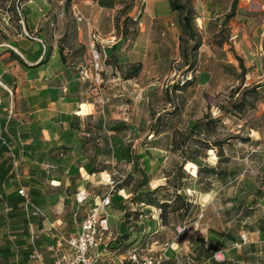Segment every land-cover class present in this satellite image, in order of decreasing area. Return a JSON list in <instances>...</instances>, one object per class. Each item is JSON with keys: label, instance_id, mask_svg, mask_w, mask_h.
I'll return each instance as SVG.
<instances>
[{"label": "crops", "instance_id": "obj_1", "mask_svg": "<svg viewBox=\"0 0 264 264\" xmlns=\"http://www.w3.org/2000/svg\"><path fill=\"white\" fill-rule=\"evenodd\" d=\"M63 2L61 0L60 4ZM71 4L77 19L79 16L83 18L81 22L78 20L82 43L92 49V33L96 32L98 46L104 51L105 61L107 58L113 59L119 65L128 67L142 65L141 72L136 77L108 80L110 87L134 85L145 89L153 79L158 82L155 85V112L134 111L128 117L118 116L115 109L120 111L125 108L124 95L105 93L102 97L104 110L86 114L82 108L94 104L86 101L90 96L82 88L89 87L90 84L89 81L77 80L70 100L80 110L69 113L71 117L65 114L58 109L65 98V82L57 79L59 75L54 80H49L45 70L46 61L40 64L48 49L46 21L50 4L46 0L25 1L17 32L11 30L9 13L2 14L0 9V103L7 106L0 111V141H3L7 149V152L0 149V264H14L16 259L23 260L22 264H30V259L36 257L38 264L54 262L55 254L50 251V246L47 250L51 259L47 262L48 258L41 250L44 248L43 244L35 242L40 223L29 222L23 244L16 242V235L10 236L18 232L13 229L16 227V218H11L12 208L4 199L15 195L23 184H29L27 190L38 188L43 194L48 183L53 186L61 184L63 177L60 179L49 168L62 166L61 157L54 155L58 156L62 151L65 144L61 140L62 130L70 120L79 125L67 146L70 149L68 154L77 156L70 167L79 168L81 172L80 178L74 180L77 192L84 191L88 196L84 204L77 202V209L89 205L87 207H91V210L106 195L107 192L101 196L93 194L91 190L92 187L106 185V173L119 171L126 177L131 173L130 183L118 192L126 201L121 202V209L111 208V226L115 230L125 213H140L141 221L136 222L138 226L130 228L135 231L134 246L145 254L149 250L155 252L157 242H147V235L151 232L155 234V230H158V202H169L160 199L165 196L174 199L173 194L181 192H174L169 185L171 176L174 175L169 168L178 169L185 165V155L190 147L189 143H176L175 137L188 136L193 124L204 118V115L198 116L188 106L178 109L173 100L161 109L158 107L157 88L161 86L160 81L171 75L175 64L182 57V51H185L184 57L188 60V47L191 46L189 43L185 47L183 42V14L173 9L170 0H72ZM192 8L195 30L201 35L198 43L200 70L194 82L184 83L188 84L186 89L193 86L220 87L218 80L222 82L225 79L224 73L231 66L235 67L234 71H242L240 63L225 57L254 56L257 57L254 61L259 67L260 58L264 60V0H193ZM127 17L137 19V32L133 38L124 34L123 21ZM223 37V41L219 42ZM11 51L24 62L17 60ZM38 51L41 54L38 62L27 60L26 57L36 56ZM236 60L238 61L237 58ZM235 81L237 85L240 84L239 80ZM20 101L24 105L22 109ZM30 146L36 152L25 154L24 149ZM96 152L100 156L95 163ZM91 161L96 166L102 163L105 172L93 175L83 173L84 165ZM134 161L138 169L150 168V171L146 170L144 175L132 171ZM144 178L147 184L135 192V185L143 182ZM70 184L69 178L65 184L66 190ZM108 189L110 190L109 187ZM147 191L153 192L150 198L136 199L139 192ZM183 191L197 193L189 187L183 188ZM217 195L216 193L214 196ZM66 198L69 199V196ZM192 212L193 208L188 212L187 218ZM74 216L77 219L78 214L75 213ZM251 217L246 218L245 224L249 225H244L241 231L232 234L233 243L230 246H222L223 240H218L220 246L227 251V264H264V220L249 223ZM62 222L63 219L58 217L56 221L48 219L43 222L41 233L49 245L54 243L48 236L49 223L61 226ZM199 227L203 228L202 225ZM195 228L192 224L186 226V243L166 244L171 259L168 264H220L213 259L216 252L209 240L218 239L221 232L215 236L211 230L212 234L206 236ZM242 236H246L245 242ZM28 246L33 247V252L29 259H25L21 249L26 251ZM159 247L162 248L161 245ZM15 248H18L17 254ZM111 250L113 253L116 251ZM117 255L112 256L117 259Z\"/></svg>", "mask_w": 264, "mask_h": 264}, {"label": "rangeland", "instance_id": "obj_2", "mask_svg": "<svg viewBox=\"0 0 264 264\" xmlns=\"http://www.w3.org/2000/svg\"><path fill=\"white\" fill-rule=\"evenodd\" d=\"M25 1L28 0H0L1 13H9L11 30L14 32L19 31V21L22 19L23 14L22 5ZM46 1L50 4L46 21V36L50 55L45 60V64H47L45 70L49 75V80H54L59 75L57 79L63 80L67 87L64 92L65 98L58 105V109L68 115L73 110H80L70 100L74 95L73 85H76V81L80 80L83 82L89 81L90 86H85L82 89L84 92L89 93L90 97L86 101L94 104L82 108V111H85L86 114L104 110L102 97L105 93L115 96L124 95L123 106L125 108L120 110L121 112L115 109L118 116L124 117L126 115L128 117L134 111L155 112V85L158 82L153 79L150 81V86L145 89L134 85L110 87V84L107 83L108 80L127 77L132 67L123 64L119 65L113 59L107 58L105 61L104 51L103 60L101 61L102 72L100 73V80L97 81L92 49L80 41V22L72 7V0H64L62 4H60L61 0ZM187 1L183 0V3H187ZM192 3L193 0H190L189 5L191 7ZM123 23L124 28L128 27L129 29V38H133L135 31L137 32L136 21L134 19L133 21L124 20ZM193 30L194 36L191 31L185 29V38L183 40L185 47L191 43V46L188 47V60L184 57L185 51H182V57L175 64L171 75L167 79L160 81L161 86L157 88L158 107L161 109L166 103L173 100L178 109H184V106H188L198 116L209 117L210 126L208 130L203 135H199L200 139L205 140L209 146L207 152L209 156L202 155L199 158L202 166H204L202 171L209 166L219 167L220 171L227 173L229 176L225 177L224 180L220 178L218 181H213L212 184L208 180H203L200 184L197 178L198 169L191 166V162H187L183 167H178V169L169 168L170 172L176 173V175L171 176L169 185L174 189V192H177L179 188H181V192L173 194L174 199L166 196L160 199V201L169 202H164L157 207L160 208L159 212L157 211L160 222L158 230H155V234L151 232L147 235V242H151V244L157 242L155 252L162 251V248L166 249L168 247L166 244L172 245L174 242L186 243L188 240V229L181 235L178 234L177 229L186 227L189 224L195 226L199 233L206 236H209L211 230L215 236H218L220 232L237 234L244 225H249L245 224L247 219L240 215L231 203V199L239 191L248 192L246 182L252 184L253 190L261 189L263 193L254 208L250 210L252 217L248 221L249 223H255V221L264 220V89L254 92V89L261 85L264 80V60L260 58V64L257 67L254 61L257 57L254 56L238 57L233 55L225 57L227 60L234 59L236 63L242 64L247 69L245 84L238 90L234 98H231L230 95L238 89L239 85L236 84V79L230 71H225V79L222 82L218 80L220 87L198 88L193 86L190 89H186L188 84L184 85V83L194 82L199 76L200 70L198 67L201 54L198 50V43L201 35L195 30L194 20ZM227 31L229 33V30ZM223 39L224 37L218 41L222 42ZM96 48L102 49L98 46V42H96ZM141 101L142 103L140 104ZM234 103L240 104L241 108L234 110L232 108ZM20 107L21 109L24 107L21 101ZM194 141L197 140L194 139ZM217 144H223V146H217ZM54 157H61L62 166L55 169L49 168V170L56 173L60 179L63 177V181L58 186L48 183L45 194L42 192L41 200L45 201L44 211L50 221L51 219L56 221L57 217L63 219L62 225L57 226V230L65 233L71 227L68 233H73L77 230L78 225L76 222L75 224L70 222L71 217L75 213L78 214L77 221L79 222L80 219L86 216L91 207L84 205L77 209V191L69 193L65 188L66 181L69 178L70 180L73 179V175L69 173V167L77 156L64 153L63 156L54 155ZM222 157L227 160H223L222 164L219 165V160ZM179 161L181 160L179 159ZM98 165L102 166L101 169L105 168L102 163ZM107 169L110 170L111 168ZM115 172L119 173V171ZM234 175L235 177H233ZM23 185L20 189H26L25 185ZM106 185H99L98 187L100 188L92 187L91 190L93 194L102 196L109 192V186ZM186 187L196 190L197 193L184 192L183 188ZM216 193L218 195L215 197ZM67 195L69 199L66 198ZM188 205L194 207L189 218H187L188 210L190 209ZM127 215L124 224L125 228L129 230L134 226H138L136 222L141 221L140 213L128 212ZM34 219L37 224L40 223L41 225L35 234V242L43 244L44 248L41 250L44 256L48 258V262L51 258L47 247L50 245L46 243V240H44L45 236L41 233L45 220L38 217H34ZM34 219L31 220L32 223ZM28 224L29 222H16V227L13 229L18 232L16 234L12 233L10 236L22 235L24 240L25 236L23 234H26L29 230ZM199 225H202L203 228L199 227ZM128 238L130 237L128 236ZM133 239L134 237L130 238V240ZM18 241L16 240L17 243ZM209 241L214 252L223 249L220 246V241ZM160 245L162 248L159 247ZM14 251L17 254L18 248H15ZM37 258H31L30 264H38ZM227 261L228 255L226 253V261L220 264H227ZM22 262L23 260L16 259L14 264H22Z\"/></svg>", "mask_w": 264, "mask_h": 264}, {"label": "trees", "instance_id": "obj_3", "mask_svg": "<svg viewBox=\"0 0 264 264\" xmlns=\"http://www.w3.org/2000/svg\"><path fill=\"white\" fill-rule=\"evenodd\" d=\"M172 7L174 10L179 11L183 14V24H184V28L188 31L192 32V35L194 36V30H193V13L194 10L193 8L189 5L190 4V0L187 1V3H183V0H170ZM126 11V9H125ZM234 14L231 13L230 17H232ZM126 21H133V18L127 17L125 19ZM124 34L128 35L129 34V29L128 27L124 28ZM136 34V31H135ZM12 55L14 57L17 58V60H19L20 62H24L23 59L17 55L16 53H14L13 51ZM50 55V51L49 49H46V52L44 54V57L41 61L40 64H43L45 62V60L48 58V56ZM41 57V54L39 53V51L37 52L36 56L32 55V56H28L26 57L27 60L31 61L32 63H36L39 61ZM233 66L230 67V72L232 73L233 77L236 80L240 81L239 87L236 91H234L233 93H231V98H234L236 93L238 92V90L243 87V85L245 84L246 81V76H247V69L241 64V68L242 71L241 72H237L233 70ZM142 69V65H136L132 67L131 72L127 75L128 78H133L136 77L140 74ZM192 83V82H191ZM264 89V82L261 85H258L255 89L254 92L258 91V90H263ZM232 100V99H231ZM7 106L6 105H2V103H0V111L6 109ZM232 108L234 110H239L241 108V105L238 103H234L232 105ZM207 116H204V118L198 120L196 123L193 124L190 134L186 137L180 135L178 137H175V141L178 144H188L190 145L188 151L186 152L185 155V159L186 161H184V164H186L187 162H191V166H195L198 169V175L197 178L199 180V183L201 184V182L204 180H208L210 182V184L213 183V181H218L221 179H225V177H228L229 175H227V173L220 171L219 167H206L203 171V167L201 162L199 161V158L202 155L205 156H209L207 155L208 150H209V146L207 145L208 143H206L205 140L200 139L199 135H203L204 133H206V131L208 130V127L210 126V123L208 121ZM79 125H77L75 123V121L70 120L69 122L67 121V125L65 127H63L62 130V136H61V140H63L65 142L62 151H60L58 153H68L69 152V147H67L68 145H70L71 140L73 138V133L74 131L77 129ZM32 129H34V127H32ZM36 130V129H35ZM34 132V130H32ZM37 131V130H36ZM194 139H196L197 141H194ZM0 149L3 150L4 152H7V149L4 147V143L3 141H0ZM217 146H223V144H217ZM36 152V149H33L32 146H30L27 149H24V153ZM98 156H100L99 152H96L95 154V163L97 161ZM223 160H227L225 159V157L220 158L219 160V165L222 164ZM94 161H91L89 163H86L84 165V171L88 174H97V173H101V172H105V168L101 169V167L96 166ZM134 167L132 171H136V172H140L142 175L145 174L146 170L150 171V168L148 169H138L136 167V161L133 162ZM183 167V166H182ZM100 168V169H99ZM69 173H71L73 175V179H71V184L70 186L67 188V191L69 193H72L74 191H77V186L74 182L75 179H77L78 177H80V170L79 168H74V167H70L69 168ZM176 175V173H174ZM131 173L127 176V179L119 186L118 190L114 193L113 198H112V207L121 209L122 207H120L121 202H125L126 198L119 195L118 192L121 188H123L124 186H126L128 183H130V178ZM235 177V175L233 176ZM146 178H144V181L141 183H138L135 185L134 189L135 192H137V190H139L140 188H142L143 186H145L147 184V181H145ZM26 188L29 187V184H24ZM23 185V186H24ZM246 185L248 186V192L246 191H239L232 199H231V203L235 206V209L239 212V214H241L244 218H249L252 216V213H250V210H252L254 208V206L257 203V200L260 199L262 196V191L261 189H255L253 190L252 184L249 182H246ZM24 189L21 188L20 190H18L16 192L15 195H9L7 197H5L4 202L10 206L12 208L11 211V218L15 217V222L14 225L16 226V222L18 223H25V222H31L32 219H34V217H27L26 211H25V199L22 195H20V191ZM181 188H179L178 190H180ZM28 194L30 199L32 200V202L39 206L41 209L44 210L45 208V201L41 200L42 197V191L39 190L38 188H30L29 190L25 189ZM157 191V189L155 190V192ZM78 193V192H77ZM153 192L151 191H147V192H139L136 195V199L137 200H142V199H146V198H150V196L152 195ZM135 199V200H136ZM160 205V203L158 202V206ZM188 207L190 208L188 210V212L194 208L192 207V205H188ZM23 208V209H22ZM94 208V207H93ZM128 213L124 214V217L121 219L120 223L118 224L117 228L114 230L115 231V235H116V239L114 241H112L110 243V247L112 249L118 250L119 253L127 250V249H132V248H137L136 246H134V243L136 242L134 239L130 240L131 237L135 238V234H134V230H127L125 228V220L127 218ZM73 217V218H72ZM70 219L71 223H75V221H77V219H75V216H72ZM33 222H35V219L33 220ZM71 229V227L69 228ZM68 230L65 231V233L70 232ZM24 236H27V233L23 234ZM128 236L130 238H128ZM128 238V239H127ZM232 234L230 233H221L218 236V239H215V241H218L219 239H222V246L228 247L233 243L232 240ZM16 240H19L21 243L23 242V237L22 235H16ZM235 240V239H234ZM132 241V242H129ZM23 244V243H22ZM31 252H33V247L28 246L27 250L25 251V249H21V253L22 255L25 257V259H29Z\"/></svg>", "mask_w": 264, "mask_h": 264}, {"label": "built area", "instance_id": "obj_4", "mask_svg": "<svg viewBox=\"0 0 264 264\" xmlns=\"http://www.w3.org/2000/svg\"><path fill=\"white\" fill-rule=\"evenodd\" d=\"M78 20L83 21L82 17ZM136 21L137 19L134 18ZM97 33H92L93 45L92 55L97 81L100 80L102 72L101 61L103 60V50L96 48ZM195 167V166H194ZM127 179L125 175L118 172L106 173L105 183L110 187L109 192L102 197L98 204L88 211L80 221H76L78 228L73 233H62L57 230L55 223H49L48 236L54 242L49 249L55 254L53 264H168L170 256L168 249L160 252L149 250L145 254L138 248L127 249L121 253L118 250L112 252L110 243L116 239L115 231L111 226V207L114 193L119 186ZM25 199V211L27 217H38L48 220L45 211L35 205L25 189L20 191ZM88 196L84 191L77 195V202L84 204ZM178 234L181 235L186 231V227H179ZM244 242L246 236H242ZM66 251V252H65ZM227 251L218 250L213 259L215 262L223 263L226 261ZM117 255L115 259L112 255Z\"/></svg>", "mask_w": 264, "mask_h": 264}]
</instances>
